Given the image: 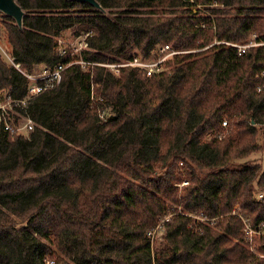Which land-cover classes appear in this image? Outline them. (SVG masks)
Returning <instances> with one entry per match:
<instances>
[{"label":"trees","instance_id":"1","mask_svg":"<svg viewBox=\"0 0 264 264\" xmlns=\"http://www.w3.org/2000/svg\"><path fill=\"white\" fill-rule=\"evenodd\" d=\"M97 1L105 12L19 0L23 28L0 13L9 53L30 72L54 66L68 30L90 34L81 59L91 63L264 41V0ZM164 67L115 76L73 64L58 87L16 108L34 122L29 136L0 122V264H264V236L252 252L242 220L264 222V167L249 158L264 151V47L213 45ZM3 89L27 96L0 50Z\"/></svg>","mask_w":264,"mask_h":264},{"label":"built area","instance_id":"2","mask_svg":"<svg viewBox=\"0 0 264 264\" xmlns=\"http://www.w3.org/2000/svg\"><path fill=\"white\" fill-rule=\"evenodd\" d=\"M200 8V7H199ZM90 34H85V39H82L78 42V44L71 49L69 46L62 47L58 44V55L61 58V61L54 65L49 66L45 64H39L34 67V69L30 72L25 69L21 63L16 62L14 56L8 53L6 50L2 48V53L4 54L7 61L13 65L27 80V96L23 99L14 98L11 94L7 93L5 99L8 102L7 107H5L1 102V98L3 95H0V122L4 125V129L7 132L12 134H17L19 136H27L34 129V122L27 115H23L25 118L24 126H15L13 122L9 120L10 112L16 111V108H25L27 102L41 94L54 90L58 87L63 81L64 72L73 64H79L86 68L88 65H99L106 68L109 72L118 76L123 68L132 67L138 69L145 76L150 77L153 74L164 71V63L167 60L173 59L174 56L180 55L183 53H196L202 52L206 49L212 47L213 45H224L226 47H234L237 48L240 54L246 53L249 49L253 47L263 46L264 41H257L256 38L247 44H236L227 41H219L215 40L211 45L206 46L205 48L196 49L192 51H184L177 50L169 45L161 46L158 48V51L154 53L153 56L149 58L134 54L133 57L120 60L115 63H91L85 62L81 59L82 51L88 49L87 37ZM82 38V37H81ZM61 44V41H60ZM260 77L264 83V68L260 73ZM264 86V84H263ZM263 86H259V91L262 90ZM223 127H228V122H223ZM220 136V135H219ZM189 182L185 181L180 186L188 185ZM264 194H259V198L262 199ZM204 221V218H202ZM244 223V233L245 239L248 243L249 241H254L257 238H262L264 236V222L260 223L258 226H253L251 223L247 221V219L243 218ZM255 251L254 248H251Z\"/></svg>","mask_w":264,"mask_h":264},{"label":"rangeland","instance_id":"3","mask_svg":"<svg viewBox=\"0 0 264 264\" xmlns=\"http://www.w3.org/2000/svg\"><path fill=\"white\" fill-rule=\"evenodd\" d=\"M201 9H203V7H201ZM1 13V12H0ZM2 17H0V50H2V48L4 49V50H6L8 53L10 52V49H11V47H10V45H9V43H8V39H7V32H6V30H5V27H4V25L1 23V21H2V19H1ZM259 36V35H258ZM82 37V38H81ZM256 38V36L255 35H252V36H250L247 40H246V42H244V43H240V42H237L238 44H247V43H250V42H252L254 39ZM82 39H85V35H80V36H75L74 34H73V32L72 31H70V30H68V31H66V32H64L59 38H58V44L60 45V46H62V47H65V46H69V47H71V49L72 48H74L77 44H78V42L80 41V40H82ZM60 41H61V44H60ZM211 45V44H210ZM209 46V45H208ZM205 48V47H204ZM4 59V58H3ZM5 60V59H4ZM164 66V65H163ZM165 68V67H164ZM9 92V90L8 89H3V90H1L0 91V95H3V97L1 98V103L5 106V107H7V106H9L8 105V102H7V100L5 99V96H6V94ZM107 112H108V109H107ZM101 115H104V112L101 114ZM9 120L11 121V122H13V124L15 125V126H24L25 125V123H26V121H25V118H24V116L23 115H21L20 113H18L17 111H11L10 112V117H9ZM27 136H29V135H27ZM26 136V137H27ZM251 160H253V161H255V162H258V163H260V164H262L263 165V167H264V151H260V152H256V153H254V154H252L250 157H249ZM189 179H188V177H186V176H184V178H183V181H179L178 183H177V186L179 187V191H182L183 190V188L184 187H186L187 185H185V186H180L179 184H182L183 182H185V181H188ZM189 186V185H188ZM259 190V193H263L264 194V190L263 189H258ZM173 210H178V212L181 210V209H177V207H173L172 208V211ZM181 212V211H180ZM168 217H170V215L168 216ZM162 223V222H161ZM160 226V225H159ZM157 227L154 231H153V234H152V236H153V243H154V246L155 245H158V244H160L161 242H162V236H163V234H164V228H160V227ZM260 240H261V238H257V239H255L254 241H249L250 243H248L247 241H246V239H245V245L252 251V252H254V253H258L259 252V246H260ZM251 248H254L255 249V251L254 250H252Z\"/></svg>","mask_w":264,"mask_h":264},{"label":"water","instance_id":"4","mask_svg":"<svg viewBox=\"0 0 264 264\" xmlns=\"http://www.w3.org/2000/svg\"><path fill=\"white\" fill-rule=\"evenodd\" d=\"M66 1L87 3L92 5L96 9L104 11L103 7L97 0H66ZM0 12L12 18L20 28H23V22L26 12L20 5L19 0H0Z\"/></svg>","mask_w":264,"mask_h":264}]
</instances>
